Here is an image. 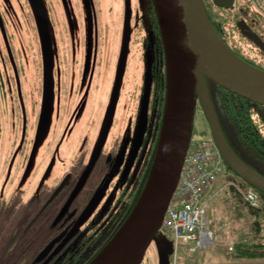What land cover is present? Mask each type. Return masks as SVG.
Listing matches in <instances>:
<instances>
[{"label":"rangeland","instance_id":"rangeland-1","mask_svg":"<svg viewBox=\"0 0 264 264\" xmlns=\"http://www.w3.org/2000/svg\"><path fill=\"white\" fill-rule=\"evenodd\" d=\"M18 1L21 0H9L5 4L19 28L16 39L28 54L21 88L28 118L26 157L29 160L21 168L10 169V152L16 148L10 142L16 138L21 108L18 102L1 93L0 85V264H43L55 253L52 251L55 243L50 241L53 233L70 213L68 202L61 199L54 207L47 208L37 223L32 220L34 210L38 209L39 194L44 193L46 184L50 186L52 177H58L57 162L49 172L45 171L51 165L49 156L56 138L62 137L69 125V132L61 143V156L68 155L70 146L77 145L79 137L84 135L88 138L91 154L101 148L102 152L111 150L114 139L125 128L129 117L126 112L130 105L128 92L133 91V80L142 68L139 47L135 42L128 45L127 33L130 23L133 24L128 18V1L132 7H138L139 15L141 0H71V11L66 10L63 15L59 8V14L46 10L53 72L49 90L44 82V44L35 32L30 14V11L34 13L30 7L32 0H26L24 11L19 9ZM13 44V48L17 46L15 39ZM0 49H3L2 44ZM36 49L40 51L39 58L34 53ZM118 77L119 85L114 82ZM82 99L83 105L75 111ZM195 101L192 131L198 135L208 132L209 128ZM37 163L42 165L37 168ZM206 198L210 203L212 244L197 247L193 252H187V247L183 246L176 252L172 249L168 264L263 262L264 259L232 256L236 243L249 244L254 239L252 223L255 218L248 213L246 205L234 200L225 182L214 184ZM23 217L30 223L29 228L21 224ZM258 219L255 227L264 237V216ZM45 240L49 241L47 245ZM160 258L159 247L152 241L141 264H161Z\"/></svg>","mask_w":264,"mask_h":264},{"label":"flooded vegetation","instance_id":"flooded-vegetation-1","mask_svg":"<svg viewBox=\"0 0 264 264\" xmlns=\"http://www.w3.org/2000/svg\"><path fill=\"white\" fill-rule=\"evenodd\" d=\"M6 1L9 3V0H0V44L3 46V49H0L1 93L8 95L14 102H18L21 108L17 119L16 138H13L10 142L13 147L16 146L10 152L11 155L8 161L12 170L14 166L23 167L29 160V157L28 160L26 157L28 118L22 103L21 88L22 71H24V65L28 63V54L24 45L16 39L18 38L19 28L12 17L11 11L5 4ZM38 1L48 39L49 81L42 24L35 0H32V4H30L34 13L30 11V14L33 17L35 32L40 35L44 44V82L46 90H49L53 82V72L46 10L50 14H59L60 11L63 15L66 10L71 11L69 9L71 0ZM130 2L128 1V18L129 22H133V24L130 23L131 26L127 33L129 35L128 45L130 47V44L135 42L139 47L142 68L133 80V91L128 92L130 105L126 112L129 117L126 119V126L121 134L114 139L111 150L102 152L101 148L97 153L91 154L90 147L88 148V138L84 135L83 137L80 136L81 138L79 137L77 145L70 146L68 155L61 156V143L68 134L70 125L64 129L62 137L56 138L58 140L49 156L51 157V165L45 171L49 172L54 162H57L55 169L58 172L56 173L58 177H52L50 186L48 187L46 184L44 193L39 194L38 209L34 210L32 220H36L37 223L43 212L47 208L54 207L61 199H66L68 202L70 213L67 215L66 221L59 225L53 233L50 241L55 243L54 248H52L55 253L43 264H50L64 255L68 256L69 250L84 248L83 254L85 253L84 257H87L89 248L102 249L130 213L152 163L163 109L160 88L166 81L164 53L151 1H140L139 15L136 12L138 7L135 8L134 5L132 7ZM254 2L259 4V1L254 0ZM25 4L26 0L18 1L19 9L24 11ZM62 18L64 17L62 16ZM21 29H23V26ZM247 33L264 51V38H257L249 31ZM14 39L17 46L13 48L11 43L13 44ZM263 51H260L262 57L264 55ZM34 53L38 58L41 56L39 49H36ZM114 82L119 85L120 78L118 77ZM208 87L209 91L215 94L217 89L215 87V89H212L210 84ZM116 92L115 90L113 108L116 103ZM83 99L76 105L75 111L83 105ZM17 140H19V143ZM75 146H77L75 150L71 149ZM101 155H103L102 158ZM69 164L72 167L67 168ZM41 165L42 163H37L36 167L38 168ZM63 170L65 172L59 176ZM45 179L46 177L42 180ZM24 223L27 224V228L31 226L28 220L23 217L21 224ZM167 240L170 242L169 239ZM44 242L47 245L49 241L45 240ZM164 252L165 247L160 246L159 255L162 256ZM170 255L171 244L167 250L164 264H168L167 260Z\"/></svg>","mask_w":264,"mask_h":264},{"label":"water","instance_id":"water-1","mask_svg":"<svg viewBox=\"0 0 264 264\" xmlns=\"http://www.w3.org/2000/svg\"><path fill=\"white\" fill-rule=\"evenodd\" d=\"M165 61V95L159 135L144 185L130 213L88 264H141L150 243L170 242L157 234L178 181L192 133L198 99L209 133L226 166L242 181L264 193V177L233 151L221 130L209 84L264 107V71L234 54L209 23L201 0H150ZM228 8L233 0H211ZM49 81L46 26L39 1Z\"/></svg>","mask_w":264,"mask_h":264},{"label":"trees","instance_id":"trees-1","mask_svg":"<svg viewBox=\"0 0 264 264\" xmlns=\"http://www.w3.org/2000/svg\"><path fill=\"white\" fill-rule=\"evenodd\" d=\"M201 2L209 23L223 43L242 60L264 71V55L260 56V51L263 50L247 33L249 31L257 38H264V10L257 11L249 4H241L232 12L215 6L211 0H201ZM214 87L217 91L215 94L211 91L210 96L214 107L216 106L217 118L225 139L240 159L264 177V107L237 97L220 87ZM164 95L165 83L160 88L163 103ZM226 168L232 177L238 179L228 167ZM239 181L241 186L252 188L258 193L260 206L251 208L245 204L248 213L255 218L252 223L255 235L249 244L236 243L232 256L238 259H264V237L259 235L255 227L258 225V218L264 216V193L241 179ZM229 190L234 200L242 201L234 188L230 187ZM83 250L85 249L69 250L68 256L57 258L50 264H88L101 248H89L87 257H84Z\"/></svg>","mask_w":264,"mask_h":264},{"label":"built area","instance_id":"built-area-1","mask_svg":"<svg viewBox=\"0 0 264 264\" xmlns=\"http://www.w3.org/2000/svg\"><path fill=\"white\" fill-rule=\"evenodd\" d=\"M246 2L257 10L264 8V0H259V4L254 0H234L232 6L235 8L237 4ZM219 182L235 188L247 206H260L256 191L241 186L229 176L212 139L204 134L192 136L159 228V233L171 240L174 252L182 246L193 252L197 247L212 244L210 203L206 196L210 188Z\"/></svg>","mask_w":264,"mask_h":264},{"label":"crops","instance_id":"crops-1","mask_svg":"<svg viewBox=\"0 0 264 264\" xmlns=\"http://www.w3.org/2000/svg\"><path fill=\"white\" fill-rule=\"evenodd\" d=\"M263 262H258V264H264V260H262Z\"/></svg>","mask_w":264,"mask_h":264}]
</instances>
